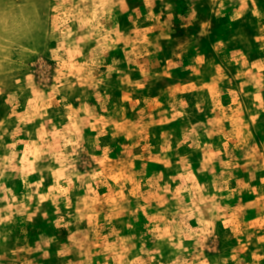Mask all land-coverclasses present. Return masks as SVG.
<instances>
[{
    "label": "rangeland",
    "instance_id": "rangeland-1",
    "mask_svg": "<svg viewBox=\"0 0 264 264\" xmlns=\"http://www.w3.org/2000/svg\"><path fill=\"white\" fill-rule=\"evenodd\" d=\"M0 264H264V0H0Z\"/></svg>",
    "mask_w": 264,
    "mask_h": 264
}]
</instances>
